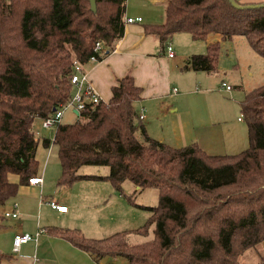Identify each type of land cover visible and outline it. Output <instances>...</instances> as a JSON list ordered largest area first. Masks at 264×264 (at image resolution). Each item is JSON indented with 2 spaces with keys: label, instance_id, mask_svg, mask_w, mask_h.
Wrapping results in <instances>:
<instances>
[{
  "label": "trees",
  "instance_id": "trees-1",
  "mask_svg": "<svg viewBox=\"0 0 264 264\" xmlns=\"http://www.w3.org/2000/svg\"><path fill=\"white\" fill-rule=\"evenodd\" d=\"M96 2L94 12L90 0H0V210L39 175L41 142L45 148L56 145L59 186L107 180L127 196L123 185L130 181L140 191L157 189L159 203L141 206L148 221L134 230L93 239L79 229L49 227L52 237L96 261L240 264L246 252L264 244V85L241 102L249 145L234 155H211L197 142L175 147L151 137L135 108L143 89L131 75L112 87L107 103L90 105L75 123H60L53 139L37 135L36 121L42 123L71 99L74 64L86 68L93 56L102 60L124 37L127 0ZM145 33L157 38L162 50L181 33L194 41L245 37L264 57V7L170 0L165 22L145 25ZM97 43L102 50L96 53ZM221 54L222 44L211 43L206 54L191 55L183 70L215 72ZM88 165L109 167L110 174H80ZM152 229L150 241L129 242L130 234L147 236ZM257 264H264V254Z\"/></svg>",
  "mask_w": 264,
  "mask_h": 264
},
{
  "label": "crops",
  "instance_id": "crops-1",
  "mask_svg": "<svg viewBox=\"0 0 264 264\" xmlns=\"http://www.w3.org/2000/svg\"><path fill=\"white\" fill-rule=\"evenodd\" d=\"M169 1L161 0L159 5H155L156 8L153 7L152 10L147 11L144 7L146 3L144 0H138V5L133 3V0H129L125 19L142 18V21L126 24L124 37L118 42L116 48L100 62H89L85 68L89 82L107 103L112 95V87L123 77L133 76L137 85L143 89V98L135 103V108L136 111L138 109L139 115L144 114L145 118L142 121L151 137L175 147L197 142L205 151L207 150L204 142L207 141L212 144L213 150L218 151L216 155L227 154L229 150H236L235 141L230 135L226 136V134H218L209 130V121L210 118L213 120L214 112L212 104L209 103L208 93L216 89L207 83L210 76L215 77L217 82L221 81V90L232 93L234 85L226 78L239 69V54L236 55L234 52L231 57L233 60L227 56L229 60L224 64L222 61L224 52H222L218 69L212 73L185 71L183 67L191 54L204 53V48L211 43L220 42L222 45L227 43L224 44L226 49L231 44L239 53L237 42L239 37L228 42L222 41L220 35H210L207 40L200 41L202 44H196L197 42L189 34H180L182 36L170 41L175 52V56L170 58L167 51L162 50L159 40L145 33V25L165 22L166 6ZM238 1L243 5L256 3L251 0ZM223 83H227L232 89L228 91L223 87ZM199 87L203 88V92ZM233 106L236 107V105ZM237 108L240 110L241 104ZM73 113L74 116H79ZM238 120L241 121V118L239 117ZM40 137L50 138L42 132ZM222 140L225 143L219 151L221 147L219 142ZM48 170L49 166L39 172L38 176L43 178L42 185L21 186L18 194L0 210H3L0 215V255H5L0 257V264H102L89 253L48 234L49 227L73 229L77 226L88 237L98 236L99 232H91V230L94 229V225L103 227L104 217L84 218L75 211L76 206L73 201L77 196L86 202H92L95 206L103 204L102 208H105L109 206L110 199L106 195L96 198L90 197L86 191L78 194L73 191L83 187L80 185H85L87 181L100 179L80 180L68 188L71 192H63L49 183ZM99 173L89 175L108 176L106 172ZM136 191H140V188L137 187ZM108 196H112L111 191ZM118 199L121 198L118 196ZM52 200L67 206L68 211L59 212L53 209L47 203ZM13 211L18 212L17 218L5 216V213ZM85 224L88 225L87 229ZM42 229L46 232L42 233L37 241L23 245L18 254L15 252L14 238L17 234L34 235ZM51 254H54V259L53 256L52 259L50 258Z\"/></svg>",
  "mask_w": 264,
  "mask_h": 264
},
{
  "label": "rangeland",
  "instance_id": "rangeland-1",
  "mask_svg": "<svg viewBox=\"0 0 264 264\" xmlns=\"http://www.w3.org/2000/svg\"><path fill=\"white\" fill-rule=\"evenodd\" d=\"M145 3V10L150 11L156 8L155 5H159L161 0L157 2H153L154 0H144ZM242 1V0H240ZM247 1V0H243ZM256 2L254 4H264V0H251ZM263 2V3H261ZM129 0L127 1L128 6ZM133 3L138 5V0H133ZM154 4V5H152ZM248 5V4H247ZM184 34V33H181ZM182 36L180 34H176L173 36L171 40H175V38H179ZM240 41V42H239ZM196 44H202L200 41H196ZM238 42V52L235 51V48L229 45L226 49L224 43L222 45V52H224L223 62L224 64L230 60H233L232 54L235 52L236 55L239 54V69L235 70V72L231 73V76L227 77L226 79L229 80L232 85H234V91L232 93L226 92L225 90L220 89V82H217L215 77L210 76L209 82L207 83L210 87H214L216 90L208 93L209 103H211L213 107L214 117L213 120L209 121V130L210 132H216L218 134H226L233 137L235 141V148L236 150H229L226 152L227 154L223 155H234L240 153L244 149H246L249 145L248 139V126L245 121L244 116L242 115L241 109L237 108L241 101H243L245 94L248 92L264 85V57L257 54L253 49L248 45L247 39L245 37H239L237 39ZM205 44V42H204ZM208 51V47L204 48V53H197V54H206ZM192 55V54H191ZM226 57V58H225ZM223 66V63H222ZM252 72V74L250 73ZM201 92H203V88L199 87ZM233 105H236L234 107ZM138 111V109H137ZM241 118V121L238 118ZM79 117L74 113L72 109H66L64 111V115L62 118L63 124H71L75 123ZM144 125V122H143ZM34 129L36 132H42L43 135H47L52 138L54 137L55 128L52 129H43L41 121H36ZM40 136V135H39ZM225 136V137H226ZM137 137L140 141H143V136L141 132L137 133ZM218 143V142H217ZM221 148L223 147L224 143L223 140L219 142ZM218 143V145H219ZM217 145V144H216ZM204 147L211 155H216L218 151L213 150L212 144L210 142H204ZM219 149V148H218ZM206 151V152H207ZM216 151V152H212ZM207 152V153H208ZM215 153V154H213ZM225 153V152H221ZM38 160L40 163L39 170H45L49 166L48 176H49V183L54 188L58 189L59 191H66L71 192L70 189L59 186L58 185V178L62 173V167L58 157V150L56 145H52L51 148H45L41 144L39 145L38 149ZM49 157V159H48ZM60 168V169H59ZM106 172L108 175L110 174L109 167L103 166H84L80 170V174L89 175L95 173ZM99 173V174H100ZM85 185H80V189L85 190H76L73 191L76 194L84 193L85 191L88 193L90 197L98 198L100 195H106L108 199H110V203L108 207L102 208L103 204L99 206L92 205V202L84 201L79 197L74 198V204L76 206L75 211L79 212L83 215L84 218L89 216L93 217H104L102 221L103 227H97L94 225V229L91 232H99L98 236L90 237L93 239H104L115 235L117 233L127 231V230H134L141 227L143 224L147 223L149 212L142 209L141 206L147 205L151 207H155L159 203V192L157 189H145L142 191H136V188L130 181H126L123 185V191L127 194V196L122 195L116 191L112 187L111 183L107 180H98V181H87L84 183ZM87 188V189H86ZM112 193V196H108L109 193ZM73 194V193H72ZM118 196L121 199H118ZM134 200V203L131 201ZM80 204H79V202ZM98 201L96 200V204ZM202 205L200 206L201 209ZM98 208V209H97ZM97 209V210H96ZM3 211V210H2ZM0 211V215L2 213ZM204 222V221H203ZM7 224V222L5 223ZM73 229H80V227L74 226ZM87 229L88 225L85 224ZM82 231V230H81ZM83 232V231H82ZM35 235V234H34ZM88 237V236H87ZM154 237L153 229L150 230V233L147 236L138 235L132 233L129 235V242L131 244H143L147 241H150ZM264 254V244L258 245L256 248H253L246 252V254L242 257L240 264H257L258 261L261 259V255ZM54 259V254H51V259ZM100 262V261H98ZM102 264H128V260L125 258H106L101 261Z\"/></svg>",
  "mask_w": 264,
  "mask_h": 264
},
{
  "label": "built area",
  "instance_id": "built-area-1",
  "mask_svg": "<svg viewBox=\"0 0 264 264\" xmlns=\"http://www.w3.org/2000/svg\"><path fill=\"white\" fill-rule=\"evenodd\" d=\"M142 18H126L125 23L126 24H132L136 22H141ZM118 42L115 44L114 49L116 48ZM113 49V50H114ZM102 50V44L97 43L95 46V52H101ZM167 54L170 58H173L175 56V52L173 49V46L171 43H168L166 47ZM101 59L97 56H93L90 59V62H100ZM72 85H73V94L71 99L63 105L60 109H58L52 116L46 118L42 121V128L43 129H52L56 128L61 122L64 115V111L66 109H72L73 112H78V115L82 111H85L90 105L97 106L102 103H105L104 99L98 94L95 89L92 87V85L89 82L88 74L85 71V68L76 62L74 64V75L72 76ZM223 87L226 88L228 91L232 89L230 85L227 83H223ZM145 118L144 114L142 113L140 115V119L143 120ZM40 132H37V135H40ZM43 178L40 176H35L29 179V184L32 186L42 185ZM53 209L59 211V212H67L68 207L65 205H61L56 201H48L47 202ZM17 207V205H15ZM6 217H12L17 218L18 212H7L5 213ZM46 232L45 229L40 230L35 235L30 233H19L14 238V250L18 254L20 252V249L23 245L28 244L30 242H34L38 240V237Z\"/></svg>",
  "mask_w": 264,
  "mask_h": 264
},
{
  "label": "water",
  "instance_id": "water-1",
  "mask_svg": "<svg viewBox=\"0 0 264 264\" xmlns=\"http://www.w3.org/2000/svg\"><path fill=\"white\" fill-rule=\"evenodd\" d=\"M91 2V6H92V10L94 12H96L97 10V2L96 0H90ZM231 4L237 8V9H258V8H261V7H264V4H246V5H243V4H239L236 0H230ZM76 114H78V112L75 111Z\"/></svg>",
  "mask_w": 264,
  "mask_h": 264
}]
</instances>
